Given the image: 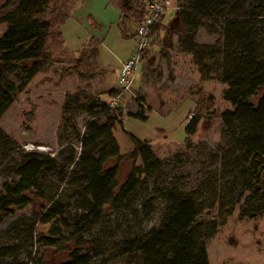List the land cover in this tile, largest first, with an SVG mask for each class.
I'll list each match as a JSON object with an SVG mask.
<instances>
[{
  "label": "trees",
  "instance_id": "1",
  "mask_svg": "<svg viewBox=\"0 0 264 264\" xmlns=\"http://www.w3.org/2000/svg\"><path fill=\"white\" fill-rule=\"evenodd\" d=\"M76 0H6L2 9L13 7L1 18L9 26L0 36V119L20 93L40 73L47 72L65 56L63 26L72 15ZM155 0H115L121 17L119 28L125 38H135L138 26ZM184 37L181 49L191 56L202 81L219 80L226 85L224 98L232 108L221 114L225 145L219 147V167L208 171L188 187L182 177L169 179L164 171L169 160L159 158L148 140L130 134L134 147L121 153L115 131L123 126L111 102L96 97L81 104L69 98L64 113L80 109L89 116L81 132L75 121L65 122L62 135L68 139L57 156L42 152L23 153L13 171L14 178L0 187V224L32 203L30 195L43 201L32 224L21 219L20 234L34 238L37 224L49 225L40 234L41 246L58 251L74 243L68 261L61 264H211L208 241L216 236L237 205L240 218L264 216V95L255 100L264 86V0H173ZM165 13L157 21L151 38L166 29ZM220 30L221 44L209 46L197 39L201 29ZM92 40L89 47H97ZM96 56V53H95ZM119 88L109 94L115 98ZM131 117L147 119L145 99ZM73 108V109H72ZM119 112V110H118ZM122 113V114H121ZM188 115L187 148L198 131L201 116ZM126 131V130H124ZM61 135V137H62ZM64 141V140H63ZM79 144L77 151L75 144ZM16 142L0 127V154L14 151ZM181 153L173 160L182 161ZM128 157L137 163L123 183L119 182L120 161ZM117 158L114 166H107ZM142 192L147 196L142 198ZM140 200L138 209L132 203ZM163 203L158 225L135 230L113 245L96 238L84 250L86 236L110 217L125 210L140 223L150 222ZM218 210L216 220L202 222L206 213ZM21 236V235H20ZM21 243L0 244V260L6 264H31L23 259ZM36 264H45L40 259Z\"/></svg>",
  "mask_w": 264,
  "mask_h": 264
},
{
  "label": "rangeland",
  "instance_id": "2",
  "mask_svg": "<svg viewBox=\"0 0 264 264\" xmlns=\"http://www.w3.org/2000/svg\"><path fill=\"white\" fill-rule=\"evenodd\" d=\"M19 1L16 0L15 4ZM5 2L0 0V36L9 26L1 18L14 9V6L2 9ZM120 17L115 0L75 1L72 15L64 24L71 52L60 56L47 72L38 74L0 119V127L16 142L14 151L9 155L3 157L0 154V187L6 180L14 178L12 169L23 153L58 155L62 144L68 142L67 137L62 135L67 119L72 118L78 129L84 131L89 116L78 108L74 109V114L65 115L64 105L69 98L79 97L81 104L96 97L114 101L108 90L119 88L116 66L136 47L134 38L123 36L119 28ZM164 24L166 29L152 37L149 48L137 63L135 85L147 86L146 97L150 105L148 118L128 116V112L139 110L141 101L138 99V104H135L128 101L129 96L122 98L116 106L119 110H116V114L120 115L121 107L124 123L117 127L115 135L122 154L134 147L130 134L148 140L159 158L170 161L165 175L169 179L182 177L183 183L192 187L208 171L219 167L217 151L225 145L220 114L232 108V105L224 98L226 85L217 79L202 81L191 56L182 51L180 43L184 34L174 1L166 8ZM92 40L99 41L96 48L89 47ZM197 41L203 45L218 46L221 44L220 30L203 28ZM134 92L138 97H143L137 90L134 89ZM262 95L264 86L255 100ZM190 113L189 118L197 113L201 121L197 133L191 137L193 146L188 149L186 126ZM75 147L79 151L78 143ZM178 153L184 156L177 163L173 158ZM117 162V158L110 159L107 166H114ZM119 163V182L123 183L137 162L125 157ZM147 194L142 192V198ZM30 197L33 201L29 206L5 218L0 224V244L21 243V257L31 264H36L40 259L45 264L68 261L71 250L75 248L73 242L64 251L41 246L37 242L40 234H48L49 225L37 224L33 241L20 234L23 228L17 223L26 219L28 225L32 224L43 206V201L33 195ZM140 204V200H137L132 203V208L138 209ZM163 206V203L158 204L157 212L149 223H140L131 209L123 212L128 215L127 220L122 219L121 213L120 217L116 213L110 214L107 221L86 236L84 250L89 251L96 238L102 237L107 244L113 245L129 235L130 227L142 230L158 225ZM239 206L219 227L216 236L208 241L211 264H264V216L242 219ZM212 220L222 224L218 210L206 212L200 218L202 222ZM0 264L6 262L0 260Z\"/></svg>",
  "mask_w": 264,
  "mask_h": 264
},
{
  "label": "built area",
  "instance_id": "3",
  "mask_svg": "<svg viewBox=\"0 0 264 264\" xmlns=\"http://www.w3.org/2000/svg\"><path fill=\"white\" fill-rule=\"evenodd\" d=\"M172 2L173 0H155L149 4V13L137 28L136 37L134 38L136 42L134 54L122 64L119 70V93L114 98V101L111 102V107L114 110L117 109L116 106L119 105V101L126 96L130 97L128 100L129 102L135 104L137 103L136 101L139 97L134 92L133 79L136 73L138 60L151 44V32L153 25L157 21H160L162 14L165 13L166 8ZM131 109L133 110V107H131Z\"/></svg>",
  "mask_w": 264,
  "mask_h": 264
},
{
  "label": "crops",
  "instance_id": "4",
  "mask_svg": "<svg viewBox=\"0 0 264 264\" xmlns=\"http://www.w3.org/2000/svg\"><path fill=\"white\" fill-rule=\"evenodd\" d=\"M63 33H64V26H63ZM64 36H65V33H64ZM65 42H66V46L68 47V49H71L69 46H68V44H67V40H66V37H65ZM134 51H135V48L132 50V52L129 54V56L127 57V58H125L124 57V59H122L123 61L121 62V63H119L117 66H116V70H115V75H116V77L119 75V70H120V68H121V66H122V64L128 59V58H130L133 54H134ZM137 71V70H136ZM135 78H134V82H133V87H134V89L135 90H137L143 97H144V99H145V101H146V106H149L150 107V105H149V101H148V99H147V97H146V87L144 86L145 84H143V85H141V86H136L135 85V81H136V73H135V76H134ZM110 89H112V88H110ZM108 93H109V90H108ZM113 99V98H112ZM106 101V100H105ZM109 102H111L110 100H109Z\"/></svg>",
  "mask_w": 264,
  "mask_h": 264
}]
</instances>
